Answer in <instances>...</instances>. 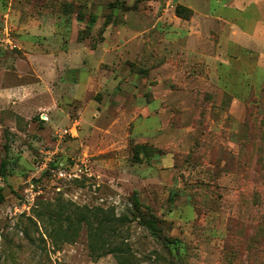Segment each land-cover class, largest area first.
Segmentation results:
<instances>
[{
	"label": "rangeland",
	"instance_id": "rangeland-1",
	"mask_svg": "<svg viewBox=\"0 0 264 264\" xmlns=\"http://www.w3.org/2000/svg\"><path fill=\"white\" fill-rule=\"evenodd\" d=\"M0 190V264H264V0H0Z\"/></svg>",
	"mask_w": 264,
	"mask_h": 264
},
{
	"label": "trees",
	"instance_id": "trees-1",
	"mask_svg": "<svg viewBox=\"0 0 264 264\" xmlns=\"http://www.w3.org/2000/svg\"><path fill=\"white\" fill-rule=\"evenodd\" d=\"M176 13L179 17L182 18H186L189 19L192 15V10H190L189 8H186L185 6H177L176 9ZM1 174L3 177H5V171L2 168L1 169ZM3 196L1 194V190H0V200H2ZM132 202L134 207L139 210L141 208V202L138 198L137 192H134L133 198H132ZM140 211V210H139ZM80 218L78 219L79 223H86L88 225V227H90V231H93L94 235L96 236H100V249H103V247H105V245L108 243V240H110V236H115L118 234V228L116 226V224H120V222H123L124 218H120L117 217L115 215L114 212H110L107 210H104L102 208H100V220H98V215L94 214L93 217L95 218L96 221H98V224L95 226V223L93 220H91L89 217V215L86 214H79ZM140 215V214H139ZM139 217V216H138ZM66 220L69 222V226L71 224H74V219L72 217H67ZM139 221L142 225L146 226L147 228H149L153 234L155 236H157V238L159 240L164 241V244L166 246L169 245H178L179 243L177 242V240H172L171 238H166L163 234V230L162 228L159 226V222L158 220L153 216V214L149 213V214H142L140 215ZM95 227V230L94 228ZM100 231V234H98L97 232ZM123 248L121 246H115L114 248H111L109 253H122L123 252ZM106 251V250H105ZM106 253V252H104ZM108 253V250H107ZM122 259H124L123 263H125V257H122ZM128 264V262L126 263Z\"/></svg>",
	"mask_w": 264,
	"mask_h": 264
}]
</instances>
